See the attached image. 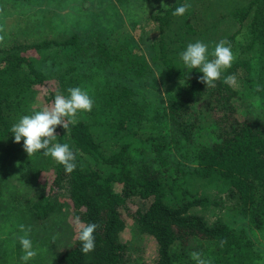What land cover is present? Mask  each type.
Returning a JSON list of instances; mask_svg holds the SVG:
<instances>
[{"label": "trees", "instance_id": "trees-1", "mask_svg": "<svg viewBox=\"0 0 264 264\" xmlns=\"http://www.w3.org/2000/svg\"><path fill=\"white\" fill-rule=\"evenodd\" d=\"M159 1L157 101L122 22L50 37L40 0L0 7V264H264V0Z\"/></svg>", "mask_w": 264, "mask_h": 264}, {"label": "rangeland", "instance_id": "rangeland-1", "mask_svg": "<svg viewBox=\"0 0 264 264\" xmlns=\"http://www.w3.org/2000/svg\"><path fill=\"white\" fill-rule=\"evenodd\" d=\"M3 3L5 4H0V7L3 8L2 13L15 18L14 12L16 9H13L10 0ZM161 5L162 2L159 0H40L38 6L34 8L39 13L38 18L42 21L41 31L52 33L50 37L67 36L69 34L82 37L89 32L105 33L111 23L120 24L119 22H122V26L115 35L120 38L124 36L133 38L142 50L150 69V72L144 78H129L127 83L133 90H137L136 94L140 98L145 95L148 99L157 101L159 97L172 92L177 85L175 81L167 79L160 68L155 67L150 60L152 54L150 46L153 42V36L151 35L148 17ZM26 8L29 10V7ZM246 93H249L247 87ZM235 115L242 119V114L237 112ZM42 177L49 178L45 175ZM111 188L114 193H121V185L113 183ZM68 222L74 226L70 218H68ZM132 228V222H128L121 235L122 241L130 242L133 240ZM146 246L145 257L153 249L151 243L146 244Z\"/></svg>", "mask_w": 264, "mask_h": 264}]
</instances>
